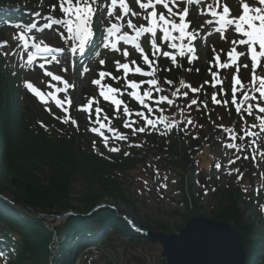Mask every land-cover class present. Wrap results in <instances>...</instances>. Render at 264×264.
<instances>
[{
    "label": "trees",
    "instance_id": "16d2710c",
    "mask_svg": "<svg viewBox=\"0 0 264 264\" xmlns=\"http://www.w3.org/2000/svg\"><path fill=\"white\" fill-rule=\"evenodd\" d=\"M53 3H57V0H0V41H7L8 45L0 49V52L10 53L8 56L0 55V197L5 193L13 197V204L0 199V264H74L76 257L91 243L100 245L103 254L97 259L86 254L84 264H115L119 259L120 245L138 249L145 246L153 249V246L147 238L132 232L115 211L96 210L111 200L127 207L131 217L138 215L140 210L137 206L139 199L136 189L139 181L143 176H148L151 183L155 182V170L158 169L160 177L170 174L176 181L182 192V205L188 207L192 204L191 214L199 215V198H192L194 180L191 173L196 171L201 177L198 183L201 184L202 193L208 187L214 188L211 180L219 161L215 141L216 132H221L218 125L223 124L237 130L244 125L234 108L213 105L210 101L208 109L197 111L193 106L192 110L185 109L184 116L179 114L177 107L165 105L164 114L170 119L175 117L186 120L190 112L197 126H188L185 132L181 130L184 127L181 124L180 128L173 129L167 135L148 132L132 136L130 130L122 126V109L121 116L117 118L110 102L100 98L99 106L112 117L111 126L129 135L127 142L110 141L121 148L119 153H112L103 147L98 136L86 131L89 127L86 115L73 109L72 117L78 121L79 130L70 124L61 123L56 117H62L63 114L53 109L51 112L47 111L46 106L30 96L23 84L25 79L19 67V57L11 54L14 49L19 51L15 38L17 34L13 36V19L23 17L27 22L31 19L24 16L23 10H13L10 5H26L32 10L47 7L50 10ZM138 63L143 66L142 61ZM180 63L182 68L172 66L169 60H165L164 67L159 64V79L174 81L171 88L161 84L168 89L164 94L170 95L181 78L193 86H199L210 79L208 69L196 63L189 64L183 58ZM167 68H171V71L164 70ZM188 68L192 71H187ZM197 68L199 72L196 71ZM221 76L228 93L226 98L230 99L232 75L221 70ZM132 78L136 81L145 79L137 74ZM248 81L249 74L244 82L247 84ZM106 84L124 87L123 80L116 82L107 78ZM205 89L209 95L213 91L207 85ZM192 95L190 94V98ZM122 98L133 112L142 110L131 97L124 95ZM200 98L205 97L201 94ZM187 102L184 98L176 100L180 107ZM132 119L136 117L133 116ZM246 119L249 124L256 122L252 117ZM40 122L46 128L41 127ZM256 129L252 130L257 132ZM193 136L197 138L193 139ZM260 137L264 135L254 138L257 140L256 146L250 144L253 138L236 141L244 145V150L239 152V156H235V167L247 178L250 189L244 190L243 196L240 180L237 181L239 187L223 190L220 195H227L226 199L220 198L208 213L210 220L226 222L241 233L248 264H264L263 233L258 226L244 221L238 207L241 196L246 200L250 211L253 210L258 219H263L264 211L260 206L264 205V159L259 152H264V146L261 145ZM93 140H96L97 148L104 153L103 156L93 150ZM129 143L142 146L129 147ZM253 147L258 150L253 151ZM124 152H129L130 155L125 156ZM253 156L255 159H252ZM254 180L258 183L255 184ZM77 185L83 186L84 192L75 197L72 192ZM215 191L212 200L221 192L218 188ZM200 195L201 193L198 196ZM17 206H22L24 212ZM34 211L45 216H59L67 211L73 215L68 217L63 226L49 228L43 218L33 217ZM188 218V214L183 216L184 222ZM145 225L150 227L151 222L147 220ZM181 228L179 223L173 226L156 224L149 230L171 234ZM99 231L105 232L100 239ZM60 234H63L65 241L57 240ZM253 236L256 239H252ZM122 237L128 238L129 243L120 241ZM261 244L263 247H260ZM159 261L165 264L163 259L159 258ZM139 264L148 262L143 260Z\"/></svg>",
    "mask_w": 264,
    "mask_h": 264
},
{
    "label": "snow or ice",
    "instance_id": "6c2138e0",
    "mask_svg": "<svg viewBox=\"0 0 264 264\" xmlns=\"http://www.w3.org/2000/svg\"><path fill=\"white\" fill-rule=\"evenodd\" d=\"M135 4L140 11L133 10L128 0H57L50 6L49 14L44 16L46 21L42 25V29H52L59 26L62 31L59 32L60 37L65 44L69 45L71 53H84L86 46L92 41L95 31L93 27L94 18L102 12H106L105 19L108 21V26L104 29L103 49L121 53L128 60L130 55L128 48L121 49V43L125 46H131L139 54L143 61L141 67L136 60L121 63L119 60L114 61L117 72L122 71V76H114L108 71H99L98 78L92 80V84L98 86V96L103 101L110 102L114 107V115L119 118L121 109L123 119V128L129 129L132 136L148 132H159L161 135H167L173 129L180 128L183 124V131L187 132L188 126L196 127L197 125L191 118L189 112L186 120H178L175 117L171 119L166 116L165 105L178 108L181 116H184L185 109L192 110L193 106L196 110L209 108V101L213 105L222 106L225 108H234V111L243 125L239 130L234 127H226L223 124L218 125L222 134H226L228 142L224 145L226 149H234L236 152L244 150V145L236 143V141H244L246 138L250 140L252 146L257 145V140L254 139L264 133V74H258V70L264 72V0H255V4H250L248 0H241L239 14L233 15L232 9L226 2L222 0H135ZM184 5L181 7V5ZM200 5L199 14L210 17L200 26V30L192 27V22L189 19L190 7ZM158 6L165 11H158ZM59 9L62 16L59 18L55 15ZM41 14L36 13L39 17ZM133 18H140L144 23L139 25L134 22ZM206 26L211 27L208 36L213 33H218L221 40H225V33L233 31L238 39L231 41L232 47L227 51L224 57L223 49L217 52L215 47L212 51L214 56L209 61L208 72L210 79L205 80L199 86H193L184 79H179L178 86L174 87L170 95L164 94L168 89L162 87L161 84L174 86V81L164 79L161 81L158 77L159 59L167 58L171 65L176 68H182L180 59H186L189 64L198 60L197 47L195 42L200 37V31ZM22 27V26H18ZM37 28V23L30 24L26 29H23L15 37L18 41L17 48L21 51L13 50L14 55H18L20 59L25 60V66L32 67L39 53H46L51 56L50 59L44 58V62L39 63L38 67L43 70V74L50 78L47 85L48 91H43L35 86L33 82L25 80L23 82L25 89L33 94L42 105H49V102H54L55 106L63 113L62 117H56L63 124H70L79 130L78 121L71 115V106L73 99L69 95V90L75 85L71 84L68 79L62 75L56 74L48 70L46 65L52 63L59 64L60 60L52 53L62 51L59 48H53L45 43L44 40L36 42L34 36L28 35L32 29ZM127 29V30H125ZM159 34V35H158ZM145 36L150 37L149 44L151 51L145 50L142 46L141 39ZM31 41V45H30ZM7 41H0V49L6 48ZM165 46L169 50H165ZM244 50L238 51V48ZM34 49L35 51H31ZM0 55L8 56L10 53L0 52ZM99 55V52L96 53ZM247 56L250 61L251 79L246 84L240 78L241 67L249 68V64L241 65V57ZM104 59L99 60L100 65H105ZM234 68L235 73L231 77V98L228 96L224 87V78L221 76V70ZM171 71V68L164 69ZM67 68H62L61 72H67ZM89 71L88 67L83 68V73ZM187 71H192L188 68ZM199 72V69H196ZM82 73V74H83ZM139 74L145 79L139 81L129 79V75ZM106 78L119 82L124 81V87H114L111 84L103 83ZM213 89L209 95L205 86ZM146 86V87H145ZM183 89V91H181ZM60 94H63L62 96ZM190 94H193L190 98ZM204 95V99L200 95ZM127 95L132 98L140 106L142 110L133 112L128 103L122 98ZM184 98L188 102L180 107L176 104V100ZM100 99L96 96L87 99V103L78 106V111L87 113L89 131L98 136L103 144V147L112 153H119L121 148L110 141L127 142L129 135L119 131L111 126L112 117H109L105 110L99 106ZM46 110L51 112V107H46ZM256 113V115H254ZM135 116L136 119H132ZM247 117H252L254 123L249 124ZM258 122V123H257ZM41 123V127L46 125ZM142 124V126H140ZM161 126L163 131H161ZM203 127V125H199ZM259 129V132L252 129ZM106 130V131H105ZM110 134V135H109ZM193 136V139H196ZM261 145L264 146V137H260ZM93 150L101 156L104 155L97 148L96 140L92 141ZM129 147H141L140 144H131ZM257 147H253V151H257ZM124 155H130L129 152H124ZM259 155L264 159V152H259ZM239 159V157H237ZM247 159V157H245ZM255 159V156L252 157ZM235 160H229V164H234ZM217 169L222 165L217 163ZM233 171L238 173L237 179H243V173L239 169ZM231 175V171L229 172ZM159 170H155V177H159ZM168 176L164 175L158 185L159 189L166 190L168 188ZM173 184L175 180L171 181ZM144 184L147 186L148 181ZM247 191V189H244ZM215 191V189H212ZM207 195V191H205ZM163 198V197H161ZM261 210L264 211V205H261ZM203 228V226L201 227ZM193 233L186 235L182 239L189 238Z\"/></svg>",
    "mask_w": 264,
    "mask_h": 264
},
{
    "label": "rangeland",
    "instance_id": "374dc122",
    "mask_svg": "<svg viewBox=\"0 0 264 264\" xmlns=\"http://www.w3.org/2000/svg\"><path fill=\"white\" fill-rule=\"evenodd\" d=\"M130 6L133 8V10L136 11H140L138 9V6L135 4V0H128ZM208 2H211V0H208ZM222 2H226L230 8L232 9L233 15H238L240 8V2L241 0H222ZM248 2L250 4H254V0H248ZM44 3V2H42ZM184 5L182 4L181 7H183ZM190 7V15H193L197 20V25L196 26H201L202 24H204V21L207 19H205V16H202L199 14V8L201 7L200 5H196V6H189ZM158 11H165L162 7L158 6ZM58 16V14H56ZM105 15L106 12H104L102 10V12L100 14H98V16L96 18H94V22L97 24L96 26L98 28H100L101 26H107L108 25V21L105 19ZM62 16L59 15L58 18ZM134 22L137 24L140 23H144V21L140 18H133ZM207 29V32L211 31V29L209 28V26L205 27ZM101 29V28H100ZM127 30V29H125ZM62 31V29L60 27H54L52 29H47L45 32H42L41 35V40H44L45 43L47 44H55V45H64V41L63 39L60 37L59 32ZM159 35V34H158ZM32 36V35H31ZM36 35H34L35 37ZM226 39L225 40H221L219 34H212L211 36L206 35L205 40L202 41L201 44H199V51L197 53V55L200 57L197 61L198 64L205 66L207 64L206 62V56L207 53L209 51V49L212 46H216L218 44H221L223 47H229L231 48V41L233 39H238V37L236 36V34L232 31L230 33H226L225 34ZM149 39L150 37L145 36L142 46L145 47V50L150 52V44H149ZM124 47H121V49L123 50ZM165 50H169L166 48L165 46ZM128 51L130 53L128 60L130 61L131 59H136V58H141L139 56V54L135 51L134 48H128ZM243 60L247 58V56L242 57ZM104 59L106 61L105 65H100L99 64V60ZM26 60V59H25ZM64 60V59H63ZM116 60H119L121 63L126 62L125 58L123 57V55L121 53H117L114 51H111L110 49H101V51L99 52V55H97L94 60H93V64L89 66V71L87 73H83V70L80 71L79 67H77L76 71L79 70L80 73L77 74V72H73V75L70 77H64L65 79H68L70 81V83L72 84L75 80V87L69 90V95L72 97L73 99V106H75L76 110L78 108V106L85 104L86 102V98H85V92H87L88 90H90L91 95L92 96H98L97 95V90L94 84H92V80L96 79L98 77V71H101L103 69H105V67H107L106 70L108 69H113L112 67H108V66H112L109 65L108 63L110 62H114ZM127 60V61H128ZM25 62V61H24ZM68 63L71 66V63L68 61ZM62 64H50V65H46V67L48 68V70L53 71L56 74H60L62 75L61 69H62ZM72 69V68H71ZM29 70H31V72H37L38 70H40V74H42L43 76L42 79L39 81V79L34 81V85L39 87L41 90L43 91H48V82L50 81L49 77H46L43 74V70H41L40 68L37 67H32L31 69L29 68ZM83 73V74H82ZM65 75V74H64ZM76 76V77H73ZM26 80H29V78H26ZM30 96H32V94L29 92ZM61 95V94H60ZM62 96V95H61ZM54 104V102H53ZM51 104V105H53ZM53 108L55 107V104L52 106ZM72 107V106H71ZM57 108V107H56ZM80 114L81 112L83 114H85V112L83 111H79ZM191 127V126H190ZM89 132V131H88ZM224 141H228L227 138L224 139ZM1 146H0V153H1ZM221 150L220 153V164L223 161V165L221 168L217 169L216 168V172H215V180H216V184L220 187V193L219 196H216L213 200V191L210 187L207 188V195H205V191L202 193L201 191V187L200 184L198 183V181L201 180V177L198 175V173L193 172V180L195 182V185L192 189V194L194 199H198V206L201 208V215H204L206 217H208V213L211 212L212 210V206H216L217 202L220 200V198H224V200L226 199L227 195H223L221 196L220 194L223 192V190L228 191V190H232L236 187H239L237 183H233L234 181V176L235 174H228L226 169V165L229 162V156L231 155V153L233 155H235L236 151L234 149L227 151V149L224 147H221V149L219 148V151ZM224 153L226 154V157H224ZM0 159H1V154H0ZM0 164H1V160H0ZM224 166V167H223ZM164 175L168 176V188L166 190L164 189H159L158 190V185L161 182V179ZM161 175V177H157L155 182L153 181V183H151V181L148 179V176H143L141 181H139V185L137 186L136 189V194H137V198L139 199L138 202V208L140 210V213L136 216H132V219L136 222V224L140 227H142L143 229L149 230V228H154V226L156 224H160V225H170L173 226L175 223H179V225L183 228L186 225V222H184L183 216H185L186 214H188L189 218H192L195 216V214H191V209H192V204H190L188 207L185 205H182V192L180 189H178V184L175 183L173 184L171 181L173 180L172 176L170 174H164ZM147 180L148 181V185L146 186L144 184V181ZM259 181V179H257ZM257 180L255 181V184H257ZM246 181V178L243 177L242 180H240V188L242 190V194L244 196V189L248 187V182L246 183V185L244 184V182ZM83 186H75L73 189V196H79L80 194H82L84 192L83 190ZM248 189V188H247ZM199 193H201L200 196ZM163 197V198H161ZM230 197V196H229ZM1 200L11 203L13 200V197L9 194V193H5L4 196L0 197ZM240 201L238 203V207L239 210L243 216V219L245 222H250L252 225L258 226V228L261 230V232L263 233V237H264V220H260L257 218V216L255 215V213H253V211H250V208L246 202V200L243 199V197L241 198L240 196ZM194 200H192L193 202ZM223 201V200H222ZM107 205H110L111 207H114L118 210V215H131L130 210L123 206L120 203H115L111 200L106 201ZM17 208H19L22 212H24V208L23 207H19L17 206ZM74 212V211H73ZM188 212V213H187ZM67 214H73L71 212H64L59 216H49V217H45L43 218L45 220V224L50 228H57V227H61L65 224V222L68 219V215ZM33 215V214H32ZM33 217L38 218L36 216L33 215ZM40 219V218H39ZM149 220L151 222L150 227H147L145 225V222ZM155 223V225L153 224ZM154 225V226H153ZM253 231H255L256 229L253 228ZM150 232H155L154 230H149ZM256 232V231H255ZM254 232V234H255ZM177 232H174V234H176ZM252 239H256L255 236L251 237ZM63 239V234H61L59 236V240ZM128 240V239H127ZM120 241H123L122 239ZM153 249L149 246H145V247H126L125 245H120L119 246V259L114 262L115 264H130V262L132 264H139V262H143V260L147 261L148 264H161L159 261V258L161 257V252H162V248L160 245H152ZM260 247H263V244H261ZM99 253L103 254V251H99Z\"/></svg>",
    "mask_w": 264,
    "mask_h": 264
},
{
    "label": "water",
    "instance_id": "95a60500",
    "mask_svg": "<svg viewBox=\"0 0 264 264\" xmlns=\"http://www.w3.org/2000/svg\"><path fill=\"white\" fill-rule=\"evenodd\" d=\"M107 208L100 206L96 211ZM32 214L49 217L37 211ZM190 233L193 234L189 238L182 239ZM147 237L153 244L162 245L161 256L166 264H247L241 234L229 224L203 215L189 219L179 234L149 232Z\"/></svg>",
    "mask_w": 264,
    "mask_h": 264
}]
</instances>
